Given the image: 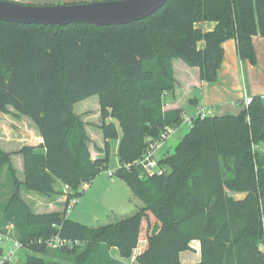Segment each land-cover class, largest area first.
Masks as SVG:
<instances>
[{
    "label": "trees",
    "instance_id": "trees-1",
    "mask_svg": "<svg viewBox=\"0 0 264 264\" xmlns=\"http://www.w3.org/2000/svg\"><path fill=\"white\" fill-rule=\"evenodd\" d=\"M210 22L208 32L198 26ZM258 35L264 38V0H167L123 26L0 23V113L11 108L28 118L42 139L18 152L0 148V169L7 165L17 186L5 216L28 251L20 264H125L110 257L111 248L122 259L135 255L137 264H181L179 254L191 251L192 241L200 243L197 264H264V153L254 149L264 146L262 97L235 114L192 119L174 151L158 160L165 172L145 176L136 164L165 127L184 122L183 108L165 109L178 86L174 62L197 68L199 79L211 83L222 44L235 39L240 60L254 62L251 41ZM93 96L103 138L96 158L74 113ZM117 138L120 167L113 175L138 199L134 214L103 227L70 221L66 205L107 168L109 142ZM13 155L23 157L22 182L14 177ZM22 186L65 195L63 211L32 213L19 197ZM56 234L78 243L47 247Z\"/></svg>",
    "mask_w": 264,
    "mask_h": 264
},
{
    "label": "rangeland",
    "instance_id": "rangeland-1",
    "mask_svg": "<svg viewBox=\"0 0 264 264\" xmlns=\"http://www.w3.org/2000/svg\"><path fill=\"white\" fill-rule=\"evenodd\" d=\"M97 1L99 0H35L31 5L49 6V4L65 5ZM210 24L211 23H202L201 26ZM251 42L255 52L254 62H250L249 60L241 61L239 55L238 59L236 58L234 51L231 56L230 50L228 49V52V50L225 49L223 62H221L220 67L216 70V80L211 82L217 84V86L232 90L228 95V102H230V105H228L227 110L231 114L238 112L240 107L244 106V101L240 103V106L236 103L241 99L244 100L245 96L252 97L264 95V38L258 35L253 37ZM239 61L243 62V65L239 64ZM233 71H235L237 75H234ZM198 93L199 89L198 87H195V97L198 96ZM74 113L78 115L83 123L86 124L87 133L90 135V138L93 137V139H91L92 158L97 157L99 153L103 152V138L98 128V125L100 124L98 97L93 96L76 104L74 106ZM192 114V109H188L185 112L184 122L180 127L174 130V133L167 141H165L161 146V149L157 151L155 155L157 160L163 157L167 148L170 146L173 147L177 142H180L184 134L188 132L191 126L189 118ZM23 118L33 125L31 120L26 117ZM13 121V117L9 116V114L6 115L5 113H0V136L2 141L8 137H12L13 134L17 132V128L14 127L15 122ZM117 133L120 137L121 133L119 127H117ZM118 140L119 138L110 140L109 142L110 151L107 168L92 179L86 187H80L81 195L75 197L77 204L66 213L67 218L70 221L72 220L89 227H103V225L118 222L119 219L134 214L137 205H139L138 199L133 197L131 189L126 181L119 176L117 177L116 175L109 174V171L118 170L120 167L118 164L116 149ZM18 156L20 155L12 156L11 164L15 171L14 177L19 182H22L24 177V169L22 168L23 157L22 155L20 157ZM55 187L58 190L63 189V186L60 183H57ZM16 189L17 186L14 183L11 171L7 165L3 166L0 169V232L6 235L9 234L13 238H17L16 232H14L11 221L6 219L5 208L10 202L9 199ZM18 193L19 197L25 201L30 211L35 214L50 210H60L62 206L57 200L59 198H66L63 194H54V196L47 197L40 193L27 191L23 186L18 188ZM70 193H72L71 190L68 194ZM234 197L242 198L243 195L235 194ZM0 248L3 249V254H8V251L13 249L10 242H1ZM27 253L28 251L26 249L16 251L15 259L9 264L22 263L24 258H26ZM189 254L195 259L193 260L194 262H192L195 264L196 261H198L197 259H199V251H191ZM192 263L190 262V264Z\"/></svg>",
    "mask_w": 264,
    "mask_h": 264
},
{
    "label": "crops",
    "instance_id": "crops-1",
    "mask_svg": "<svg viewBox=\"0 0 264 264\" xmlns=\"http://www.w3.org/2000/svg\"><path fill=\"white\" fill-rule=\"evenodd\" d=\"M12 2H19L23 4H32L35 0H8ZM57 2V1H56ZM211 23V22H210ZM202 24V23H201ZM199 24L198 26L202 28L204 31H210L214 24L211 23L210 25L201 26ZM261 37V36H260ZM255 39V38H254ZM199 47L203 46V43L198 44ZM225 49L230 50V55H233V51L236 54V58L238 59V50H237V43L235 39L226 40V43L222 44V50L225 51ZM228 50V52H229ZM223 62V59H222ZM239 64L243 65V62L239 61ZM244 67V66H243ZM174 72H175V79L177 81V88L175 91V97L174 99L167 98L165 109H175V108H183V115L188 109L193 110L192 116L189 118L190 120L195 117L196 110L198 108L204 107V108H214L216 110L217 115H227L229 112L228 105H230V102H228V95L232 90H227L221 86H217V84L208 83L205 81H201L199 79V71L197 68H189L184 65L181 61H175L173 64ZM234 75H237L235 71H233ZM198 87L199 93L198 96L195 97L194 95V88ZM223 90V91H222ZM250 97V96H245ZM252 97H262L264 100V95L260 96H252ZM196 100L192 105L190 104V101ZM244 100L241 99L238 104L240 106V103ZM9 116L13 117L15 124L14 127L17 128V132L13 134L12 137H8L5 140L2 141V138L0 136V148L4 152H18L21 150L24 146H30V147H37L39 144L42 143V139L40 135L38 134V131L35 129L34 125H32L28 120H25L23 118L24 116L15 117L13 115L12 110H10ZM237 113V112H235ZM234 113V114H235ZM6 114V115H8ZM231 114V113H230ZM185 117V115H184ZM18 124V125H17ZM87 128V127H86ZM93 139V137H91ZM178 144V142L173 145V147H169L166 149L165 154H163V157H165L166 154H170L175 149L174 147ZM118 145V144H117ZM11 149V150H9ZM117 149V148H116ZM161 149V147H160ZM159 149V150H160ZM118 150V149H117ZM102 153H99L98 156H101ZM17 156V155H16ZM20 157V156H18ZM96 158V157H94ZM161 158V159H162ZM160 160V159H158ZM116 171V170H115ZM115 171H109L112 174ZM84 185V187H86ZM67 199L59 198L57 202L61 203L62 208L60 210H50L47 212H39V213H55V212H61L64 209V206L66 204ZM38 213V214H39ZM190 246L192 248L191 251L197 252L199 251V259L196 261L195 264H197L200 261V243L198 241H192L190 242ZM191 251H184L179 254V260L181 264H190V262H194L192 256H190L189 252ZM109 255L111 258L117 260V261H123L125 264H137L136 261H134V256L130 257L129 259H122V257L119 254V251L116 248H111L109 250ZM24 256V255H23ZM25 260V258H24ZM24 262V261H23ZM22 262V263H23ZM193 264V263H192Z\"/></svg>",
    "mask_w": 264,
    "mask_h": 264
},
{
    "label": "water",
    "instance_id": "water-1",
    "mask_svg": "<svg viewBox=\"0 0 264 264\" xmlns=\"http://www.w3.org/2000/svg\"><path fill=\"white\" fill-rule=\"evenodd\" d=\"M167 0H99L81 4L30 5L0 0V23L39 25L123 26L152 15ZM209 67L215 72L211 62Z\"/></svg>",
    "mask_w": 264,
    "mask_h": 264
},
{
    "label": "built area",
    "instance_id": "built-area-1",
    "mask_svg": "<svg viewBox=\"0 0 264 264\" xmlns=\"http://www.w3.org/2000/svg\"><path fill=\"white\" fill-rule=\"evenodd\" d=\"M252 101V97H245L244 99V105L247 106L250 102ZM216 110L214 108H198L195 113L196 118H209L212 116H215ZM192 119H189V123L191 124ZM173 128L170 127H165V129L162 131L160 134L158 140L155 142L149 143V146L146 148L147 150L143 153L141 158L136 162L137 165H139L142 168V173L145 176H150L152 174H161L165 172V168L161 167L158 164V160L155 158V155L157 151L160 149V147L169 139V137L174 133ZM254 149L263 152L264 153V146L259 147H254ZM110 175H112L111 172H109ZM142 177V176H141ZM63 192L65 194H68L70 192V188L67 185H63ZM77 204V201L75 197H71L70 201L65 207V212L67 213L71 208ZM1 242H10L12 246V250L8 251V254H3V249L2 250V255L0 257V264H9L13 259H15V254L16 251L18 250H24L25 248H22L21 243L17 241L15 238L11 237L9 234H3L0 232V243ZM77 241H69L66 239H62L59 237L58 234L55 236L45 240V245L51 249H56V248H62V247H71L73 244H77Z\"/></svg>",
    "mask_w": 264,
    "mask_h": 264
}]
</instances>
